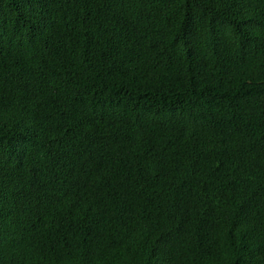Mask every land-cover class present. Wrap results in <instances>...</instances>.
Instances as JSON below:
<instances>
[{"label": "trees", "instance_id": "trees-1", "mask_svg": "<svg viewBox=\"0 0 264 264\" xmlns=\"http://www.w3.org/2000/svg\"><path fill=\"white\" fill-rule=\"evenodd\" d=\"M0 264H264V0H0Z\"/></svg>", "mask_w": 264, "mask_h": 264}]
</instances>
